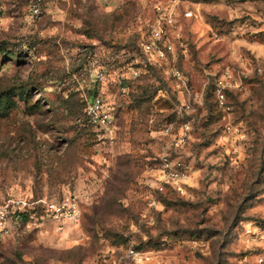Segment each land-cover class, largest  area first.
Returning <instances> with one entry per match:
<instances>
[{
  "label": "rangeland",
  "instance_id": "1",
  "mask_svg": "<svg viewBox=\"0 0 264 264\" xmlns=\"http://www.w3.org/2000/svg\"><path fill=\"white\" fill-rule=\"evenodd\" d=\"M164 1L61 0L29 24L27 0H0V200L71 194L81 212L63 230L22 226L0 238V264H258L264 256V53L251 48L264 43V0H181L194 14L181 18L178 62L205 96L189 114L175 112V83L160 71L129 74ZM99 68L119 126L113 143L83 114ZM225 69L234 82L227 111L209 87ZM116 74L127 78L123 91ZM183 120L189 185L155 190L151 170L169 142L157 130ZM129 247L142 262L126 256Z\"/></svg>",
  "mask_w": 264,
  "mask_h": 264
},
{
  "label": "built area",
  "instance_id": "2",
  "mask_svg": "<svg viewBox=\"0 0 264 264\" xmlns=\"http://www.w3.org/2000/svg\"><path fill=\"white\" fill-rule=\"evenodd\" d=\"M61 0H27L23 13L26 23L39 20L47 11V8ZM181 0H166L154 5V16L147 22V30L139 40L140 55L134 62L128 64L131 78H137L141 70L152 67L160 71L167 80L175 83L180 105L177 108L179 114L189 112L194 104H202L203 90L195 91L189 84L188 77L183 69L178 66L180 53H184L182 17L193 16V10L183 8ZM124 74H116L112 81L125 89ZM213 95L217 106L222 110H230L226 90L234 87L232 73L225 69L219 75H213ZM98 89L90 93L84 100V116L96 129L97 137L101 140L113 143L118 133L116 123L115 106L106 101L104 91L100 90L101 83L110 81L109 74L103 68L96 72ZM156 130H152L153 133ZM160 135L168 137V144L156 157L157 165L151 170L152 187L163 191L170 188L183 193L189 185L188 178L191 173V165L181 157L180 150L189 139L191 126L189 120H183L178 126L172 123H163L158 130ZM154 135V134H153ZM81 212L79 204L73 196L65 195L61 198L48 196L14 195L10 194L0 200V238L13 235L22 226H41L51 224L55 230H63L69 223L77 222ZM126 256L142 262L145 258L142 253L129 247ZM258 264H264V256L257 257Z\"/></svg>",
  "mask_w": 264,
  "mask_h": 264
},
{
  "label": "trees",
  "instance_id": "3",
  "mask_svg": "<svg viewBox=\"0 0 264 264\" xmlns=\"http://www.w3.org/2000/svg\"><path fill=\"white\" fill-rule=\"evenodd\" d=\"M181 54V53H180ZM180 54H179V57H180ZM178 61H179V58H178ZM178 66L180 67V65H179V62H178ZM181 68V67H180ZM148 69H150V70H155L154 68H152L151 66L150 67H148ZM139 76H140V74H139ZM209 87H211V91H212V93H213V89H214V77H213V81L211 82V84H210V86ZM174 91H176V96H175V99H176V101H178V99H177V97H178V92H177V90L174 88ZM227 92H230V90H228ZM204 99H205V96H204ZM84 106V105H83ZM177 114H179L178 113V111L176 110L175 111ZM83 114H84V111H83ZM87 120V119H86ZM182 122V121H181ZM180 122V123H181ZM179 123V124H180ZM179 124H177V126L179 125ZM174 125V124H173ZM175 127H176V125H174ZM34 195V194H33ZM35 196V195H34Z\"/></svg>",
  "mask_w": 264,
  "mask_h": 264
},
{
  "label": "crops",
  "instance_id": "4",
  "mask_svg": "<svg viewBox=\"0 0 264 264\" xmlns=\"http://www.w3.org/2000/svg\"><path fill=\"white\" fill-rule=\"evenodd\" d=\"M251 48L257 53H264V43H256L251 45Z\"/></svg>",
  "mask_w": 264,
  "mask_h": 264
}]
</instances>
